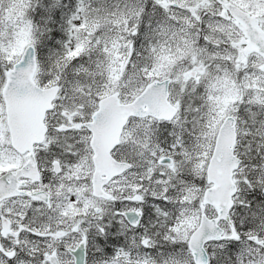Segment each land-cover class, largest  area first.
Segmentation results:
<instances>
[{"label": "snow or ice", "instance_id": "obj_1", "mask_svg": "<svg viewBox=\"0 0 264 264\" xmlns=\"http://www.w3.org/2000/svg\"><path fill=\"white\" fill-rule=\"evenodd\" d=\"M0 264H264V0H0Z\"/></svg>", "mask_w": 264, "mask_h": 264}, {"label": "trees", "instance_id": "obj_2", "mask_svg": "<svg viewBox=\"0 0 264 264\" xmlns=\"http://www.w3.org/2000/svg\"><path fill=\"white\" fill-rule=\"evenodd\" d=\"M56 39H57V40H59V39H60V37H59V36H57V37H56ZM45 55H47V52H45Z\"/></svg>", "mask_w": 264, "mask_h": 264}]
</instances>
